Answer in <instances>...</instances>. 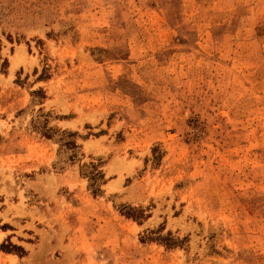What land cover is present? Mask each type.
<instances>
[{
    "label": "rangeland",
    "instance_id": "374dc122",
    "mask_svg": "<svg viewBox=\"0 0 264 264\" xmlns=\"http://www.w3.org/2000/svg\"><path fill=\"white\" fill-rule=\"evenodd\" d=\"M0 264H264V0H0Z\"/></svg>",
    "mask_w": 264,
    "mask_h": 264
},
{
    "label": "crops",
    "instance_id": "0c3cea01",
    "mask_svg": "<svg viewBox=\"0 0 264 264\" xmlns=\"http://www.w3.org/2000/svg\"><path fill=\"white\" fill-rule=\"evenodd\" d=\"M18 225H20L22 227V229H20L17 225L16 227H18L17 229L14 230H8L6 232H4L5 238L8 237V235H10V233H17L19 234V230L22 231V234L27 233L29 234V231H34V217H30L28 219H23L21 221H17ZM14 225V224H12ZM27 225H30V228L27 227Z\"/></svg>",
    "mask_w": 264,
    "mask_h": 264
}]
</instances>
